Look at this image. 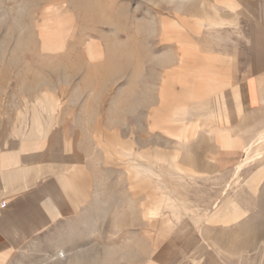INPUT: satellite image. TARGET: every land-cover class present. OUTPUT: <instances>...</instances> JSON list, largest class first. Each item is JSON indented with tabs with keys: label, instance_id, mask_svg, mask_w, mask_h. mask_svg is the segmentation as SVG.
<instances>
[{
	"label": "rangeland",
	"instance_id": "obj_1",
	"mask_svg": "<svg viewBox=\"0 0 264 264\" xmlns=\"http://www.w3.org/2000/svg\"><path fill=\"white\" fill-rule=\"evenodd\" d=\"M108 1L0 0V144L48 130L37 144H46L60 163L66 152L59 148L71 144L76 152L61 159L76 170L70 183L78 195L76 213L48 226L4 264H264V133L236 172L219 182L210 177L215 171L189 159L197 150L148 130L144 116L153 87L131 77L136 65L129 59L126 102H113L117 86L111 100L89 102L100 117H86V95L101 94L107 80L103 62L89 67L83 50ZM71 15L73 25L60 23ZM89 71L100 77H87ZM135 158L154 161L175 189L183 169L187 188L162 190L157 179L135 176ZM255 175L252 191L247 183ZM230 200L246 212L230 219ZM183 223L193 228L191 243L174 237Z\"/></svg>",
	"mask_w": 264,
	"mask_h": 264
},
{
	"label": "crops",
	"instance_id": "obj_2",
	"mask_svg": "<svg viewBox=\"0 0 264 264\" xmlns=\"http://www.w3.org/2000/svg\"><path fill=\"white\" fill-rule=\"evenodd\" d=\"M103 6L102 20L93 19L83 51L89 67L103 62L106 88L94 98L86 95V117H100L89 102L111 100L117 86L113 102H126L129 59L136 65L131 77L144 78L153 87L144 116L148 130L197 150L189 159L215 171L210 177L226 180L264 133V0H109ZM64 21L73 25L74 17L60 23ZM87 77L100 76L89 71ZM47 131H31L24 142L0 144V264L48 226L77 212V189L70 183L76 170L68 171L71 164L61 159L72 157L76 148H59L66 152L59 154L60 163L46 144H37ZM171 165L180 168L176 162ZM130 166L135 176L157 179L162 190L187 188L181 168V188L175 189L154 161L135 158ZM257 176L247 183L252 191ZM261 182L264 191V175ZM160 204L148 210L151 217ZM228 204L230 219L246 212L235 200ZM174 237H188L191 243L196 236L183 223Z\"/></svg>",
	"mask_w": 264,
	"mask_h": 264
},
{
	"label": "bare ground",
	"instance_id": "obj_3",
	"mask_svg": "<svg viewBox=\"0 0 264 264\" xmlns=\"http://www.w3.org/2000/svg\"><path fill=\"white\" fill-rule=\"evenodd\" d=\"M142 170H143V171H146V169H145V168H142Z\"/></svg>",
	"mask_w": 264,
	"mask_h": 264
}]
</instances>
